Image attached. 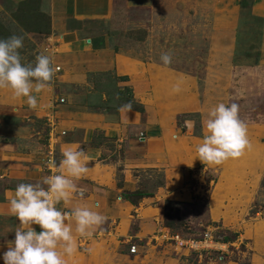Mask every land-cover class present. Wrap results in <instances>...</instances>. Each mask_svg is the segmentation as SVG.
<instances>
[{
	"label": "crops",
	"instance_id": "1",
	"mask_svg": "<svg viewBox=\"0 0 264 264\" xmlns=\"http://www.w3.org/2000/svg\"><path fill=\"white\" fill-rule=\"evenodd\" d=\"M19 1L22 0H0V14L6 8L5 2ZM37 1L40 9L51 16L53 30L59 37L56 47L62 56L75 55L82 59L90 56L87 61L89 68H111L118 76V104L113 101L109 108H93L94 105H89L85 98L71 96V103H62L63 111L57 119L49 121L48 118L46 122L45 113L49 109L46 88L40 93L33 92L37 98L35 109L28 107L26 98H16L10 89H0V257L7 251L9 242L15 239V229L19 226L18 219L9 214L8 202L16 186L38 182L58 170L49 169L44 159L48 136L56 133V149L60 153L55 161L57 165L62 159V148L68 146L82 149L89 158L88 173L76 181L78 187L84 189V197L75 195L68 204H57V208L67 211L76 205H86L107 217V222L91 237H76L77 251L71 257H65L67 263L120 264L119 259L124 256L132 261L136 256V244V251L131 253L129 248H124L122 239L116 238L115 243L109 241L108 236L115 229L120 231L118 236L122 235L127 228L128 215L138 220L140 231L154 226L159 230L162 223L154 211L160 205L158 200L171 199L182 205L190 204L196 198L204 204V212L194 217L181 210L182 218L193 226L217 222L223 228L237 232L248 246V264H264V209L253 210L258 201L264 203L260 192L264 151L260 143L248 132L251 147L239 158H230L220 165L204 164L196 153V146L206 134L203 122L208 110L220 103L228 84L233 81L230 57L234 46L231 36L237 17L228 5L237 0H196V5L203 9L210 5H224L220 15L207 9L211 12L204 19L212 22L207 30L210 36L227 33V37L217 38L209 49L211 56L203 67L205 88L202 93L197 91L195 76L175 67L139 61L124 52H115L111 59H104L105 50L113 43L111 36L106 31H92L87 36L83 33L87 26H98L101 20H107L111 0ZM148 1L157 0L144 2ZM69 10V15L81 22V30L66 26L64 20ZM147 28L148 36L150 29ZM177 83L181 90L174 93L172 88ZM22 102H25L23 110L26 112L21 117L22 113L16 106ZM101 102L105 100L101 98ZM129 102L132 111L118 110ZM192 112L199 114L200 133L194 132L190 120L185 122V131L177 127V115ZM20 118L28 121L25 132L21 129ZM60 130L66 133L58 135ZM140 132L144 136H139ZM106 141L111 143L106 144ZM200 166L216 176L204 194L187 183L189 178H193L191 170ZM143 167L162 170L164 185L153 195H145L132 202L123 193L137 190L135 173ZM115 168L121 172L120 185L115 184ZM196 175L197 184H200L202 177ZM33 227L40 231L39 226ZM142 246L144 253L139 256L137 264H163V248L158 241L145 239Z\"/></svg>",
	"mask_w": 264,
	"mask_h": 264
},
{
	"label": "rangeland",
	"instance_id": "2",
	"mask_svg": "<svg viewBox=\"0 0 264 264\" xmlns=\"http://www.w3.org/2000/svg\"><path fill=\"white\" fill-rule=\"evenodd\" d=\"M145 1V0H144ZM111 0L110 14L107 20L100 21L98 26H87L83 34L94 32H107L113 43L104 52V59H111L113 53L124 52L135 57L137 60L147 61L157 66H165L160 60L163 53H170L172 63L167 67H175L182 72L195 76L197 79V91L203 92L202 78L205 74L203 68L208 61L209 49L214 46L217 38L227 37V33L210 36L208 28L212 22L204 19L208 12L220 15V9L224 5H210L198 7L196 0ZM144 3V4H143ZM5 10L0 14V28L7 38L12 35L23 36V48L20 49L23 64L35 63L36 55L44 53L52 59L53 66L57 69L53 80L47 89L48 111L46 122L57 119L63 111V104L71 103V96L83 97L93 108H109L111 102L117 103L118 76L111 68H89L87 63L90 56L81 58L75 55L62 56L56 47L59 37L53 30L51 16L40 9L38 1H19L6 3ZM228 8L237 17L232 29L231 40L234 50L230 61L233 64V81L228 84L226 94L220 99V103L239 106V117L247 124L248 132L261 145L264 151V0H237ZM210 9L211 11H207ZM65 15L67 27L80 29V21H76L69 15ZM205 13V14H204ZM204 14V15H203ZM209 19V18H208ZM89 25V24H88ZM150 35L148 34V28ZM81 30V29H80ZM4 38V39H7ZM166 67V66H165ZM149 90V89H148ZM60 97H65L64 102H59ZM101 98L105 100L101 102ZM118 104V103H117ZM18 111L25 116V102L19 103ZM20 118V126L23 132L29 124ZM190 120L194 125V132L200 133V118L198 113L179 114L176 124L180 131H185V122ZM253 128V129H252ZM43 141V138H42ZM106 144L111 141H106ZM114 146H110V148ZM56 149V160L59 157ZM50 169V168H49ZM115 184L120 185L121 172L115 168ZM196 173L202 177L201 183L197 184ZM193 178H189V186L199 193L209 190L215 180V173L205 170L203 166L191 170ZM135 191L145 195H153L159 187L164 185L162 170L158 168L143 167L137 169ZM208 183H207V182ZM264 197V176L260 188ZM124 192L123 194H125ZM141 197L131 196L132 202ZM166 200H158V210L154 209L155 216L162 223V228L156 230L155 226L148 230L140 231L139 222L133 215H128L127 228L122 235L118 236L119 229L110 233L109 241L122 239L127 250L131 244H136V256L132 261L128 256L119 259L120 264H137L139 256L144 253L142 243L158 241L162 246L163 264H248V246L237 232H231L223 228L217 222H208L193 226L185 218L180 216L182 210L185 214H193L199 217L204 212L205 206L196 198L190 204L179 202L166 203ZM174 201V200H172ZM161 210L159 212V207ZM264 209V203L258 201L253 210ZM1 223V220H0ZM143 226V225H142ZM210 228L212 237L227 241L224 246V257L220 259L218 253L211 251L193 252L188 247L175 245L169 238V234L178 233L183 237L199 236L204 230ZM2 230H0V234ZM218 246V245H215ZM3 260V254H1ZM4 264V261H0ZM71 264V263H67Z\"/></svg>",
	"mask_w": 264,
	"mask_h": 264
},
{
	"label": "clouds",
	"instance_id": "3",
	"mask_svg": "<svg viewBox=\"0 0 264 264\" xmlns=\"http://www.w3.org/2000/svg\"><path fill=\"white\" fill-rule=\"evenodd\" d=\"M23 36L0 39V89H10L14 97L26 98L28 107H37L33 92L40 93L53 80L57 69L49 55L40 53L35 63L23 64L20 49ZM172 55L163 53L160 60L167 66ZM180 85L173 86L174 93ZM119 111H132V104L121 105ZM206 134L196 146L198 159L204 164L220 165L230 158H239L251 147L247 124L239 117L236 103H219L208 110L204 120ZM58 169L35 183H20L9 198V214L19 221L15 239L3 253L4 264H67L66 256L77 251L76 237H91L107 222V217L86 205H76L67 211L57 204H68L75 195L84 197V189L76 181L89 171L88 156L79 148L68 146L61 150ZM98 207V206H97ZM33 225L39 226L37 231ZM133 250H135L133 248Z\"/></svg>",
	"mask_w": 264,
	"mask_h": 264
},
{
	"label": "built area",
	"instance_id": "4",
	"mask_svg": "<svg viewBox=\"0 0 264 264\" xmlns=\"http://www.w3.org/2000/svg\"><path fill=\"white\" fill-rule=\"evenodd\" d=\"M64 98L60 97L59 102H64ZM54 127V124H52V129ZM58 135H63L66 133L65 130L58 131ZM139 136H144L142 132L139 133ZM56 133L52 134L50 133L47 139V143L45 145L44 150V159L46 162V165L48 168H51L50 165L52 161H56ZM211 229L208 227L204 232L199 235H191L188 237H183L182 235L178 233L169 234V238L173 241L175 245L181 246V247H188L193 252L199 251H211L218 253V257L222 259L225 255L224 253V246H226V243H229L227 241L219 239V237H212ZM218 245V246H215ZM133 248L135 250H133ZM129 251L131 253H134L136 251L135 244H131L129 246Z\"/></svg>",
	"mask_w": 264,
	"mask_h": 264
},
{
	"label": "trees",
	"instance_id": "5",
	"mask_svg": "<svg viewBox=\"0 0 264 264\" xmlns=\"http://www.w3.org/2000/svg\"><path fill=\"white\" fill-rule=\"evenodd\" d=\"M22 1H33V2H36L37 0H22ZM4 38H7V35L5 34V32H3V30L0 28V39H4ZM125 198L130 200V197L131 196H138V197H142V196H145L144 193H141L139 191H132V192H126L124 194ZM177 201H172V200H166V203H175Z\"/></svg>",
	"mask_w": 264,
	"mask_h": 264
}]
</instances>
